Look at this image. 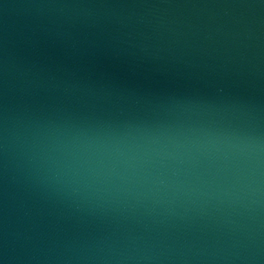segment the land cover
Returning a JSON list of instances; mask_svg holds the SVG:
<instances>
[{"label":"water","instance_id":"water-1","mask_svg":"<svg viewBox=\"0 0 264 264\" xmlns=\"http://www.w3.org/2000/svg\"><path fill=\"white\" fill-rule=\"evenodd\" d=\"M0 264H264V0H0Z\"/></svg>","mask_w":264,"mask_h":264}]
</instances>
